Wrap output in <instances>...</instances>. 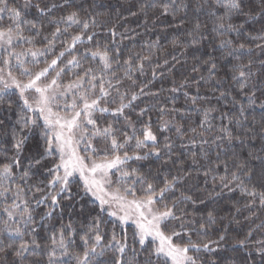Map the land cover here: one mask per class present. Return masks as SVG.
Instances as JSON below:
<instances>
[{"label": "snow or ice", "instance_id": "6c2138e0", "mask_svg": "<svg viewBox=\"0 0 264 264\" xmlns=\"http://www.w3.org/2000/svg\"><path fill=\"white\" fill-rule=\"evenodd\" d=\"M96 7L94 0H0V112L16 118L11 125L0 118L9 145L0 148L7 217L0 264H220L228 228L217 225L226 218L201 205L239 192L244 202L235 212L246 210L254 227L236 243L244 249L256 231L264 234V25L256 35L246 29L264 18V0L142 5L145 17L158 8L184 29L171 41L184 59L166 58L139 84L136 74H146L158 42L125 58L115 25L111 39H97L104 14ZM189 54L190 74L168 89L182 91L184 105L171 97V107L161 105L150 87L157 70L167 65L171 73ZM38 169L46 175L33 183ZM194 173L205 183L211 177L212 190L190 183ZM41 206L44 226L58 222L48 244L37 239ZM255 243L264 258V239Z\"/></svg>", "mask_w": 264, "mask_h": 264}, {"label": "trees", "instance_id": "16d2710c", "mask_svg": "<svg viewBox=\"0 0 264 264\" xmlns=\"http://www.w3.org/2000/svg\"><path fill=\"white\" fill-rule=\"evenodd\" d=\"M79 2L80 0H77V3ZM88 2L91 3L93 0H88ZM152 2L153 0H94V3L97 5L95 12L104 14L97 17L98 21L102 25V27H98L96 29V31L99 33L97 39H111L108 30L115 25L117 31L116 41L118 46L123 51L125 58L129 53L139 52L146 55L149 52L148 46L158 42V47L151 49V51L155 53L152 57L151 63L145 62L146 74L143 76L136 74L138 76V84L152 80L151 71L153 68H155L157 63L163 65L166 58L170 61V63H172L173 55L180 57L179 50L172 46L171 41L178 35L182 38L184 29L181 28L178 30L176 28L177 21L173 20L171 16L162 15L158 8L149 9L148 16L145 17L144 14L140 12V8L142 5ZM156 2L159 3V0H156ZM85 7H87V3H85ZM132 13L137 14L132 15ZM33 15H35L34 11L28 13L29 18H31ZM262 25H264V18H258L255 22L246 25V29L251 34L256 35L259 33ZM180 58L184 59L183 57ZM191 64V54H189L187 57V64L183 67L178 64L175 66V68H173L171 73L167 71V65L157 70V78L153 81L150 87L152 91L160 92L158 99L161 105L167 104L169 107H171L170 97L175 99L177 107L184 105L185 101L183 92L181 91L179 93L172 94L168 92V89L172 87L173 80L179 82L184 75L190 74ZM161 71L165 73L163 77L159 76V72ZM153 103H155V101H153ZM149 115L151 116L152 122L154 124L157 123L158 114L156 110L153 109ZM251 115H254L256 119L259 120L261 116V110L256 108L251 112ZM0 118H4L6 123L9 125L14 124L16 119L14 114L4 112H0ZM196 118L197 117L193 116V119ZM169 135L173 134L169 133ZM6 140V137L0 136V148L9 146L6 143ZM31 143L32 141L29 142L30 146ZM257 147H259V142H257ZM247 150V147H245L242 151L246 153ZM237 151H241L239 146H237ZM28 155L29 152L26 151L25 156ZM35 171L36 175L33 178V183L43 180L46 175L43 169H38ZM220 174H223L222 171ZM193 175L195 179L190 181V183L196 184L200 189L207 188L209 191L212 190L211 177H208L207 183H205L206 178L202 174L196 175V173H194ZM217 191H219V188H217ZM27 195L28 197H31L32 192H28ZM37 195L39 194L37 193ZM237 202H239V204H243L244 202V198L239 192L229 193L227 190H224L223 194L216 198L215 203L209 200L206 206H200L202 211L205 209V207H207L209 210L215 209L218 216H224L226 218L221 222V224L217 225L218 229H220L222 225L227 226L228 233L227 240L222 245L220 251L216 254V257L218 258L220 264H228V262L232 260L239 264L242 258H247V264H264V258H262L261 255L255 250L258 247L255 241L264 239V234H262L260 231H256L254 236L248 241V247L244 249L240 248L236 243V241L244 239L249 227H254L250 221L245 219V217L249 215L246 210L242 209L241 213L235 212L233 205ZM5 204L6 202L0 199V210L3 209ZM88 206L91 207V205ZM45 210L46 208L41 206L40 208L36 209L35 213L36 220L41 225L37 232V239L41 244L50 243L48 236L51 231V226H58V222L56 220L49 221L48 226H44L43 222L40 221V214H42ZM233 216L235 217V220H232L230 223L229 220ZM68 218L69 217L67 213H65L64 222H67ZM5 219H7V217L2 213V211H0V227H3L2 222ZM261 219H264V217H261ZM236 220H238L239 223H236ZM256 223H260V219H257ZM128 232L131 242V228L128 229ZM210 238L216 239V235L210 234ZM74 239L76 241L75 245L73 246L74 249L76 251L82 250V242L79 239V235H77ZM57 255H59V252ZM111 255L112 253L109 252L108 257L105 259L111 257ZM30 259L35 258L30 257ZM44 259L46 260V256ZM64 259L68 260L67 257ZM71 264H75V262L71 261Z\"/></svg>", "mask_w": 264, "mask_h": 264}]
</instances>
